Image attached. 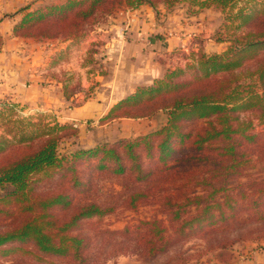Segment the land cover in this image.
Returning <instances> with one entry per match:
<instances>
[{"label":"trees","instance_id":"trees-1","mask_svg":"<svg viewBox=\"0 0 264 264\" xmlns=\"http://www.w3.org/2000/svg\"><path fill=\"white\" fill-rule=\"evenodd\" d=\"M185 1L66 0L24 7L17 12L13 36L68 39L117 9L155 8L160 3L170 8ZM190 1L197 6L194 14L204 8L228 9L227 21H238L235 28L243 30L223 52L198 51L183 68L169 69L161 62L159 78L137 87L104 118L150 119L161 111L166 121L155 131L84 149L76 127L55 118L44 122L42 116L37 122L15 118L17 105L0 99V115L5 109L14 124L7 130L11 140L0 138V189H5L0 215L9 218L0 226V249L28 245L38 254L68 263L104 264L130 249L149 259L190 236L226 230L237 222L264 221V168L244 174L264 165V5L253 15L244 8L233 12V0ZM197 122L203 126L194 127ZM65 137L80 147L60 155L58 145ZM53 173L60 175V188L35 193V177ZM104 174L130 185L121 205L134 210L154 203L163 219L105 231L116 253L90 262V238L80 227L111 211L87 198L93 178ZM227 239L217 245L223 248L219 251L244 238Z\"/></svg>","mask_w":264,"mask_h":264},{"label":"crops","instance_id":"crops-1","mask_svg":"<svg viewBox=\"0 0 264 264\" xmlns=\"http://www.w3.org/2000/svg\"><path fill=\"white\" fill-rule=\"evenodd\" d=\"M65 1L0 0V99L29 111L50 112L58 122L74 125L79 131L78 143L85 148L130 139L161 127L166 117L159 111L150 119H121L87 131L92 124L89 121L101 118L112 104L134 93L137 87L152 84L160 75V63L171 53L190 40L206 38L208 29H203L219 25V12L207 9L189 14L183 4L117 9L98 28L100 34L93 36L102 42L87 52L96 60L86 63V49L91 46L88 42L13 36L18 10ZM209 42L191 44L190 51H222L220 43L211 46ZM73 79L79 88L67 94ZM228 252L223 260L214 256L212 261L200 260L197 264H264V240L242 241Z\"/></svg>","mask_w":264,"mask_h":264},{"label":"rangeland","instance_id":"rangeland-1","mask_svg":"<svg viewBox=\"0 0 264 264\" xmlns=\"http://www.w3.org/2000/svg\"><path fill=\"white\" fill-rule=\"evenodd\" d=\"M234 7L233 12L237 8H244L247 13L259 14L262 11V6L264 5V0H233ZM161 4V3H160ZM178 4H183V8L186 13H191L192 10H195L197 6L193 4L190 0L185 2H180L172 7H175ZM170 7V8H172ZM203 10H207L204 8ZM219 12V11H217ZM228 12V13H227ZM229 11L228 9L224 12H219V25L205 26L203 30L208 29V33L206 34V38L199 37L195 38L192 36L193 41H189L188 45L184 46V48H179L176 52L171 53L168 57L165 58L163 63L168 65L169 69L175 68H183L184 65L192 59L195 58V54L197 52L190 51L191 44H201L204 41L210 40V45H218L220 43L221 52H223L229 44V40L233 39L234 36H237L243 29H236L238 21L229 22L227 21ZM105 18H101L94 23L84 26L75 36H71L68 39H75L79 43L88 42L87 45H91L86 49V55L84 57V62H93L95 57L93 55H88L87 52L94 51V45L101 44V39H94V35L98 36L100 34V30L98 28L107 20ZM105 19V20H104ZM204 31L201 33L203 35ZM95 36V37H96ZM92 37V41L90 38ZM191 37V36H190ZM189 46V47H188ZM188 47V48H187ZM202 52V51H201ZM220 52V53H221ZM206 54V53H205ZM210 54V53H209ZM159 78V77H158ZM95 86V85H91ZM79 88L78 83L73 79L72 83L69 87V92L72 93ZM3 102L12 103L9 100L1 99ZM118 102L112 104L109 109L105 112V114L99 118L98 120H90L92 126L87 127V131H91L93 129H97L98 126L104 125L106 123H112V121L104 120L106 114L109 110ZM2 109V115H0V138H5L7 140H11V133L9 134L7 130L10 128H14V124L9 120L7 116V112H4ZM161 112V111H160ZM14 117L19 119H27L30 118L31 122H37V118L42 116L44 122L51 123L55 116L50 112H42V111H29L26 110L25 107L16 106L13 109ZM163 113V112H162ZM165 115V114H164ZM166 117V115H165ZM56 119V118H55ZM128 119V118H124ZM121 120V119H120ZM137 120V119H134ZM88 122V123H89ZM113 122H119L118 120H113ZM72 127L74 125L70 124ZM196 128H200L203 126L202 122H197L193 125ZM68 131H61L63 134ZM72 138H63L60 140L58 145V152L60 155L68 154L69 152H73L76 150L75 141L74 146L71 145ZM101 143H110V142H101ZM76 145V146H75ZM80 147V146H79ZM88 149V148H84ZM264 168V165H255V167L249 171H245L244 174H257V172H261ZM87 169V168H85ZM80 171L84 170V167H79ZM243 181V180H240ZM60 175L59 173H53L49 175H38L35 177V181L33 182V190L35 193H43L50 192L55 189L60 188ZM63 184V183H62ZM62 186H65L64 184ZM67 188V187H66ZM130 189V185L121 180L120 178H116L110 175H99L93 178V187L92 190L88 193L87 198L92 199L93 201L109 206L111 211L107 214L101 216L100 218H93L91 220H86L82 222L80 227V231L86 234L90 238V249L88 251V255L90 258V262L92 260H102L104 258H110L116 252L115 247L108 243L110 236L105 231H119L123 229L127 225H137L139 221H146L152 218L163 219L159 207L154 203H142L136 209L130 210L121 205L123 198L128 193ZM5 193V189H0V196ZM159 195V194H158ZM240 216H244V213H241ZM5 216L0 215V226L5 225L9 222V218L4 219ZM227 228L221 227L218 231L202 233L194 236H190L189 238L179 242L175 246H171L166 252L159 253L155 257L152 258H143L142 256L137 255V253H132L131 249L128 250L129 253L127 255H120L114 258L107 260L104 264H176L178 262H187L186 264H197L200 260H214L213 257L216 256L217 259L223 260L228 257L227 251H219L223 248H219L217 245L222 244L227 240H231L235 237H242L243 240H240L234 244L240 243L242 241H260L264 240V221L262 222H237L236 224H228ZM112 241V240H111ZM233 245V244H232ZM230 245V246H232ZM229 249V248H228ZM0 264H72L68 263L63 258L44 256L36 253L30 246L23 245L19 246L17 244H11L6 247L0 249ZM217 264V263H215Z\"/></svg>","mask_w":264,"mask_h":264}]
</instances>
